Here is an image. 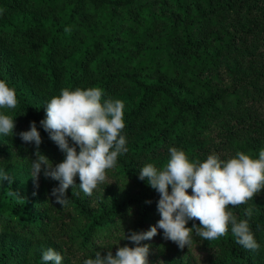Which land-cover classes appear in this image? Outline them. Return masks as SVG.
I'll return each mask as SVG.
<instances>
[{
  "label": "trees",
  "instance_id": "1",
  "mask_svg": "<svg viewBox=\"0 0 264 264\" xmlns=\"http://www.w3.org/2000/svg\"><path fill=\"white\" fill-rule=\"evenodd\" d=\"M0 80L19 101L0 109L16 119V135L0 134V169L13 179H0V264H43L48 248L61 252L62 264H84L96 251L115 255L134 247L125 234L148 231L161 218L160 195L138 178L145 164L162 168L170 147L201 162L237 151L258 158L264 148V0H0ZM96 86L103 99L125 104L128 151L107 170L123 186L88 196L77 177L63 207L51 195L59 182L43 170L32 186L36 147L19 133L35 122L40 152L63 162L40 124L46 104L64 88ZM248 207L260 249L236 244L230 229L214 241L193 234L208 264H264V190L229 206L238 218ZM150 256V264H191L178 252L158 262Z\"/></svg>",
  "mask_w": 264,
  "mask_h": 264
},
{
  "label": "clouds",
  "instance_id": "2",
  "mask_svg": "<svg viewBox=\"0 0 264 264\" xmlns=\"http://www.w3.org/2000/svg\"><path fill=\"white\" fill-rule=\"evenodd\" d=\"M103 97L104 90L98 86L64 88L46 104V119L40 124L64 153L61 163L54 164L40 152L42 137L35 122L30 130L19 133L23 142L36 147V159L31 160L32 179L38 181L43 170L46 177L58 181L59 186L53 188L51 195L63 207L71 202L67 195L70 187L73 195L76 194L77 177L80 190L91 196L106 181L107 170L116 167L118 157L128 151L126 136L122 134L126 127L125 104L119 99ZM18 103L15 88L0 80V109L14 110ZM15 121L11 115L0 113V134L16 135ZM168 151L170 158L162 168L147 163L140 168L138 177L160 195L157 203L160 220L148 231L125 234V240L134 247H118L115 255L108 250L106 256L96 251L95 258L86 259L84 264H150V245L142 242L153 239L158 230H163V238L181 250L191 248L193 234L214 241L227 235L229 229L236 244L253 252L260 249L250 224L253 209L246 208V218H238L229 206L245 205L264 190V148L260 149L258 158L237 151L226 160L213 153L203 162L190 160L180 148L170 147ZM0 179L13 182L3 169ZM189 189L192 194L188 193ZM193 220H198L199 226L186 227ZM63 259L54 248L42 253L43 264H62Z\"/></svg>",
  "mask_w": 264,
  "mask_h": 264
},
{
  "label": "rangeland",
  "instance_id": "3",
  "mask_svg": "<svg viewBox=\"0 0 264 264\" xmlns=\"http://www.w3.org/2000/svg\"><path fill=\"white\" fill-rule=\"evenodd\" d=\"M224 83L227 84L226 81ZM39 179L40 178H38V181ZM38 181L32 180V186L35 187V184L37 185ZM122 186L123 185H121L120 183L115 184L112 179L107 178L102 185L98 186V188L103 193H113L114 189L118 190V188ZM157 235L158 237L152 240V242L149 244L152 245V250L150 252V255L152 257H150L154 260V262L161 261L162 257L169 255L171 252H178L182 256H191V264H208L209 257L206 253H202L198 250L196 243L193 242L190 249L185 247L183 250H181L174 242L165 240L163 238V233H161V230H158ZM158 244H160V247H157ZM159 254L161 255V257Z\"/></svg>",
  "mask_w": 264,
  "mask_h": 264
}]
</instances>
